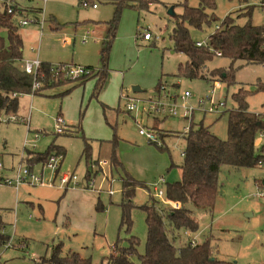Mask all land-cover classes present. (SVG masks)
<instances>
[{"label":"rangeland","instance_id":"obj_1","mask_svg":"<svg viewBox=\"0 0 264 264\" xmlns=\"http://www.w3.org/2000/svg\"><path fill=\"white\" fill-rule=\"evenodd\" d=\"M86 1L16 0L24 8H41L39 13H25L31 22L18 26L24 43L18 62L21 67L25 60L39 56L52 65L71 63L97 70L113 33L114 38L108 58L110 76L101 92H95V77L74 88L76 83L70 81L38 94H21L16 112L0 114V220L13 240L11 247L2 250L0 264H42L41 257H50L60 243L63 254L78 251L96 263H106L116 240L121 237L128 245L131 235L140 239L138 251L144 253L145 212L131 208L129 230L121 227L126 173L142 182L132 204L156 202L168 207L166 186L182 179L179 165L186 142L181 132L192 124H203L226 140L229 110L237 106L232 95L240 88L251 92L249 108L264 113V89H259L260 82L264 85V64L235 61L233 80L177 75L178 66L187 60L184 53L170 49V34L183 13L181 0H152L148 8H140L138 0ZM263 2L216 0V21L201 28L187 24L193 40L207 43L227 16L240 25L248 21L264 24ZM189 4L198 6L199 1L189 0ZM119 7L115 28H111ZM146 32L151 35L148 40L143 36ZM1 35L7 40L6 32ZM230 63L228 57L215 56L207 62L206 75L213 76L214 69H227ZM217 82L221 88L215 87ZM160 83L176 98L180 106L177 116L156 117L145 111L147 101L158 95ZM134 87L140 91L134 93ZM187 90L191 95L183 100ZM127 94L140 98L134 111L126 109ZM213 104H218V111H209ZM183 106L193 108L192 115L184 116ZM58 116L66 120L73 134H67L68 129L56 133ZM140 125L158 128V140L150 142L141 135ZM164 131L170 135L162 139ZM87 144L89 154L85 153ZM256 147L257 154L264 156V134H258ZM59 149L64 152L60 171L77 175L74 187L80 189L78 193L26 182L16 186L19 166H28V152L54 154ZM33 171L43 173L45 183L55 179V173L42 163L33 165ZM219 185L213 212L194 208L199 227L181 231L177 246L210 236L214 258L233 264H264V165L236 168L225 164L219 172ZM134 262L140 264L138 257Z\"/></svg>","mask_w":264,"mask_h":264},{"label":"trees","instance_id":"obj_2","mask_svg":"<svg viewBox=\"0 0 264 264\" xmlns=\"http://www.w3.org/2000/svg\"><path fill=\"white\" fill-rule=\"evenodd\" d=\"M88 1V0H87ZM198 6H191L189 0H181L183 13L176 19V25L171 32L173 44L172 52H181L186 56V63L178 66L177 75L188 78H206L207 80L234 79V63L242 60L246 63L264 64V24H253L251 21L240 25L232 16H227L224 22L216 27L204 45H196L189 30V26L201 28L204 24L211 25L217 18L214 16L216 0H198ZM89 2V1H88ZM152 0H138L140 8H148ZM136 5V4H133ZM121 7L116 11L111 20V28H115ZM55 20V18H54ZM188 24V25H187ZM18 26L13 20V15L7 12L0 3V114L16 112L18 97L24 93H31L34 78L28 74L18 62L23 57V39L18 32ZM7 33V40L1 35ZM114 33L101 52L102 66L96 70L93 66H86L89 73L81 77L70 79L62 73L52 71V64L42 62L38 68L37 81L40 87L34 94L41 93L48 87L58 86L73 81L76 85L83 84L90 77L96 78L95 92H101L109 77L108 58ZM217 52H221L218 55ZM215 56L228 57L231 60L229 68H216L206 75L207 62ZM67 64V63H61ZM163 86L160 83L159 91ZM259 89H264L260 82ZM250 91L240 88L233 93L237 106L229 110L228 138L221 139L209 127L200 124L190 126L183 131L186 148L183 152V162L179 165L182 179L166 186V196L169 201H178L179 209L171 206L156 205L137 206L132 204L135 189L141 181L136 180L126 173L123 179V215L121 227L132 224L131 208H138L146 214L147 241L144 253L138 251L140 239L131 235L127 238L128 245L122 243L119 237L113 251L107 257L106 263H96L90 257L83 256L78 251L63 254L62 243L52 249L50 257H41L40 263L48 264H135L134 258L138 257L140 264H233L232 262L218 260L213 257L212 237L207 236L195 246L185 243L177 246L176 240L181 238V231H196L199 221L195 216V209L200 208L205 212H213L217 196L220 192L219 172L225 164L236 168H251L260 166L264 156L257 154L256 139L258 134H264V113L254 112L249 108L247 97ZM67 134H73L68 129ZM163 139L165 134L161 132ZM89 144H87L88 146ZM91 146L85 148L89 154ZM51 151L44 153L28 152V165L33 161L45 163ZM56 153L64 152L59 149ZM30 154V156H29ZM33 155V156H31ZM62 158V160H63ZM10 236L5 232V223L0 220V254ZM21 248L25 244L20 245Z\"/></svg>","mask_w":264,"mask_h":264},{"label":"built area","instance_id":"obj_3","mask_svg":"<svg viewBox=\"0 0 264 264\" xmlns=\"http://www.w3.org/2000/svg\"><path fill=\"white\" fill-rule=\"evenodd\" d=\"M86 1L85 3H87ZM0 3L3 4L5 7L7 6V12L13 15V20L15 21V24L17 26L19 25H27L31 21L26 18L25 13H28V11L39 13L41 11V8H24L21 7L16 0H0ZM93 7H97L96 3L92 4ZM262 7L264 8V2L262 4ZM27 9V10H25ZM19 16H22L21 19H19ZM35 19L34 21H36ZM43 22V21H42ZM42 24V23H41ZM144 38L146 40L151 38V35L146 32L144 35ZM203 41H197L196 45L201 46L204 45ZM218 55H221V52H217ZM42 61L40 60L39 56L33 60H25L23 68L28 73L31 74L34 78V83L32 86V92L40 87V82L37 81L38 77V68L41 66ZM52 71L62 73L64 76L75 79L78 77H81L84 74L89 73V70L85 66L75 65V64H59V65H52L51 68ZM216 88H221V84L219 82L215 85ZM134 91V90H133ZM137 91H134L136 93ZM191 93L187 90L184 92V94L181 96L183 100H186L187 97H189ZM126 100V109L128 111H134L138 108V102L140 101V98L137 97V94H131V95H124ZM218 104H213V107L210 108V112L218 111ZM193 108H190L189 106H183L182 114L186 117H189L193 113ZM145 111L148 114H153L154 116H177L180 113V106L176 103V98L174 96H170L166 88L164 86L161 87V89L158 91V95L155 97L150 98L147 101V107ZM206 111V110H205ZM190 128V127H189ZM189 128H186L184 131L189 130ZM68 129V124L66 120L58 116L56 118V133H64ZM158 131L154 127L140 125L139 127V133L141 135H144L148 138L150 142H156L158 140ZM63 156L59 153H54L49 156L47 161L43 163L44 167H48L52 170L53 173H55V179L52 181H49L48 183H45L43 181V173L36 174L33 171V166L28 165L26 168H22V166H19L16 178L14 179V182L16 186H19L22 183H30V184H40L44 186L49 187H58V188H64L68 189L72 185H75V183L78 182V177L74 173H63L60 171L61 167V160ZM102 165L105 164V162H101ZM264 165V161L260 164ZM1 166V163H0ZM29 180V181H28ZM6 182L10 183L11 180H7ZM90 186H92L91 183H89ZM168 205H170L174 209H179L181 207V204L178 201H169ZM12 237H10V240L6 243L4 248H9L12 246ZM191 246H195L198 244L195 238L190 239L189 241Z\"/></svg>","mask_w":264,"mask_h":264},{"label":"crops","instance_id":"obj_4","mask_svg":"<svg viewBox=\"0 0 264 264\" xmlns=\"http://www.w3.org/2000/svg\"><path fill=\"white\" fill-rule=\"evenodd\" d=\"M43 62V61H42ZM67 64H71V63H67ZM76 65V64H75ZM86 67V66H85ZM109 76H110V71H109ZM155 120H158L157 118L155 119ZM68 129H70L69 127H68ZM157 130H159L158 128H157ZM182 133V132H181ZM163 134H165V136H167V135H170V133H167V132H163ZM164 136V137H165ZM75 185H72L71 187H69L68 189H64V188H59V189H62L64 192H71V193H73V194H76V193H78L79 191H80V189H77V188H75L74 187ZM88 186L90 187V185H89V183H88ZM49 187V186H48ZM58 187H54V189H57ZM83 193H86V191H82Z\"/></svg>","mask_w":264,"mask_h":264},{"label":"water","instance_id":"obj_5","mask_svg":"<svg viewBox=\"0 0 264 264\" xmlns=\"http://www.w3.org/2000/svg\"><path fill=\"white\" fill-rule=\"evenodd\" d=\"M134 91H140L139 87H134Z\"/></svg>","mask_w":264,"mask_h":264}]
</instances>
